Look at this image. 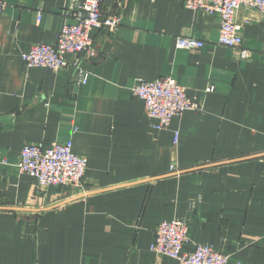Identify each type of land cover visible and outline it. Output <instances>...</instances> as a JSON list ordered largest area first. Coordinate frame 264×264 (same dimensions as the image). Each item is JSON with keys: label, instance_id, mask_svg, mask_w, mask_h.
<instances>
[{"label": "crops", "instance_id": "1", "mask_svg": "<svg viewBox=\"0 0 264 264\" xmlns=\"http://www.w3.org/2000/svg\"><path fill=\"white\" fill-rule=\"evenodd\" d=\"M2 1L0 264H179L151 251L172 220L188 227L187 252L264 264V16L242 9L243 46L231 49L219 18L183 0L107 2L102 19L117 15L119 30L94 31L95 54L54 72L22 55L76 23L65 0ZM179 37L205 47L180 50ZM166 76L202 109L155 132L131 89ZM53 143L87 159L83 190L41 189L20 172L25 146Z\"/></svg>", "mask_w": 264, "mask_h": 264}, {"label": "built area", "instance_id": "2", "mask_svg": "<svg viewBox=\"0 0 264 264\" xmlns=\"http://www.w3.org/2000/svg\"><path fill=\"white\" fill-rule=\"evenodd\" d=\"M118 1L65 0L76 23L66 24L62 28L56 44H37L23 54L27 67L47 68L54 72L70 66L80 69L77 60L81 56L91 57L95 54L91 34L103 28L110 35L119 30L121 19L117 15L102 19L103 5ZM183 6L187 10L218 17L219 45L231 49L243 46V26L238 23L240 11L252 9L264 16V0H183ZM5 9L6 4L0 0V18ZM204 47L203 41L193 37H179L176 41V48L180 50L196 51ZM248 56L249 52L243 50L242 57ZM69 57L73 60H69ZM88 78V74L80 70L81 83H86ZM211 91L212 88L207 90ZM131 93L143 102L153 120L155 132L167 130L174 118L186 112H199L202 109V104L192 102L186 89L171 76L153 81L140 80ZM178 138L179 134H176V144ZM18 168L22 174L36 180L41 189L74 187L83 190L87 159L76 155L71 144L53 143L50 147L32 144L23 148ZM188 235V227L183 221H163L157 226L151 251L161 258L175 259L179 264H231L228 256L207 245H198L193 252L185 251L189 243Z\"/></svg>", "mask_w": 264, "mask_h": 264}]
</instances>
